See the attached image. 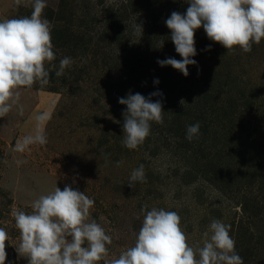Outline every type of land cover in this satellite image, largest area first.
Masks as SVG:
<instances>
[{"label":"trees","instance_id":"16d2710c","mask_svg":"<svg viewBox=\"0 0 264 264\" xmlns=\"http://www.w3.org/2000/svg\"><path fill=\"white\" fill-rule=\"evenodd\" d=\"M187 7L185 0H59L56 8L46 7L53 63L58 67L63 57L74 62L61 77L50 68V83L42 90L61 94L63 107L80 102L92 108L85 121H92L104 145L123 138L126 105L119 98L130 91L145 97L161 92L152 99L162 101L164 122L152 123L140 147L179 161V189L199 185L189 199L205 211L197 224L201 234L213 218L220 219L231 226L244 264H264V40L249 53L237 48L229 54L201 27L192 57L197 64L188 66L189 75L161 67L158 60L182 59L165 20ZM136 23L143 35L134 34ZM197 122L200 135L189 142L186 127ZM205 186L222 202L208 199ZM189 209L191 204L181 214L190 218Z\"/></svg>","mask_w":264,"mask_h":264},{"label":"clouds","instance_id":"9594fccd","mask_svg":"<svg viewBox=\"0 0 264 264\" xmlns=\"http://www.w3.org/2000/svg\"><path fill=\"white\" fill-rule=\"evenodd\" d=\"M23 0H15L21 6ZM186 12L173 11L165 20L176 53L182 58L158 60L161 66H171L185 77L188 66L196 65L195 32L203 27L207 38L220 44L231 54L239 48L244 53L264 40V0H185ZM31 13L17 18L0 20V118L7 117L13 109L23 115L20 104L21 89H41L50 83V68L61 77L73 64L71 57H63L57 67L52 24L44 16L46 0H29ZM134 34L143 35V27L136 23ZM162 42V46H163ZM161 46V47H162ZM210 50V46L208 49ZM159 84V80L154 81ZM159 91L148 97L131 91L119 98L126 105L123 115L122 145L135 150L151 135L155 122L163 124L164 109ZM185 101L181 100L183 105ZM52 111L35 115L33 134L18 138L13 151L23 153L32 145L48 143L46 125ZM200 135L199 122L186 127V139L191 142ZM107 159V157H105ZM123 162L118 161L119 167ZM146 183L144 165L132 170L128 186ZM95 201L85 192L65 185H57L31 202V211L13 208L11 215L19 232V244L14 245L19 257L28 264H244L236 251V242L230 235V225L213 218L202 233L201 243L193 246L181 226L178 212L144 205L137 219L142 216L134 245L118 257H110L112 236L95 219L91 210ZM11 237L0 227V264L7 259L6 243Z\"/></svg>","mask_w":264,"mask_h":264},{"label":"rangeland","instance_id":"374dc122","mask_svg":"<svg viewBox=\"0 0 264 264\" xmlns=\"http://www.w3.org/2000/svg\"><path fill=\"white\" fill-rule=\"evenodd\" d=\"M46 2L47 7L56 8L59 0ZM31 10L29 0H23L21 6H16L15 0H0V20L25 16ZM21 92L23 115L14 108L7 117L0 118V227L11 237L10 243H6L5 264H28L26 258L18 256L14 246L19 244V232L12 209L30 212L31 202L56 185L61 190L69 185L95 201L91 219L112 236V244L108 246L110 259L134 245L135 233L143 219L137 216L144 205L178 212L189 244L201 243L203 229L197 224L205 211L189 199L192 189L199 185L179 189L176 172L180 164L176 158L166 151L150 154L140 146L129 150L122 145L123 138L104 145L92 121H85L86 116L94 114L92 108L87 110L80 102L63 107L62 95L47 90L21 89ZM46 110L53 113L46 125L48 143L32 145L23 153L13 151L18 138L34 133L35 115ZM118 161L123 162L119 167ZM141 164L146 176L150 175L146 183L137 182L131 188L129 176ZM156 179L159 181L155 182ZM205 188L208 199L222 202L213 188ZM190 204L188 218L181 212Z\"/></svg>","mask_w":264,"mask_h":264}]
</instances>
